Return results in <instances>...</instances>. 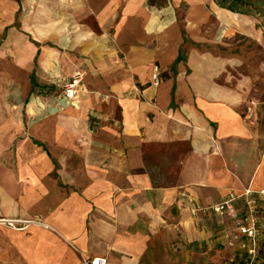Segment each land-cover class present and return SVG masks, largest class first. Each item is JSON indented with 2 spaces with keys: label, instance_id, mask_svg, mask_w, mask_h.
Returning <instances> with one entry per match:
<instances>
[{
  "label": "crops",
  "instance_id": "0c3cea01",
  "mask_svg": "<svg viewBox=\"0 0 264 264\" xmlns=\"http://www.w3.org/2000/svg\"><path fill=\"white\" fill-rule=\"evenodd\" d=\"M263 189L264 0H0V264H248L245 191L264 264Z\"/></svg>",
  "mask_w": 264,
  "mask_h": 264
},
{
  "label": "built area",
  "instance_id": "2783aa9c",
  "mask_svg": "<svg viewBox=\"0 0 264 264\" xmlns=\"http://www.w3.org/2000/svg\"><path fill=\"white\" fill-rule=\"evenodd\" d=\"M159 68L154 67L151 75V81L154 85L159 83ZM81 84V74L76 72L73 77L63 87V100L67 103L73 104L77 98V92ZM259 196L264 197V189L258 193ZM243 196L246 198L245 211L243 214H238L235 209V203L239 200V197L234 193H229L227 197L210 208L200 209L202 214L212 213L219 217L228 216L235 225V232L231 239H228L227 245L232 247L234 243L238 244V248L242 251L247 259L248 264H252L257 256V240L260 236V227L258 225L257 211L255 210L252 202L248 201L251 193L245 191ZM196 214V210L192 211V215ZM3 225L11 227L12 222L2 221ZM24 224V223H22ZM233 263V260H230ZM81 264H105L103 260L99 258H85L81 260Z\"/></svg>",
  "mask_w": 264,
  "mask_h": 264
},
{
  "label": "rangeland",
  "instance_id": "374dc122",
  "mask_svg": "<svg viewBox=\"0 0 264 264\" xmlns=\"http://www.w3.org/2000/svg\"><path fill=\"white\" fill-rule=\"evenodd\" d=\"M181 8H183V7H181ZM253 48V50H254V48L255 47H252ZM209 51H210V49H208ZM258 50V49H257ZM256 53V52H255ZM63 87H64V85L62 86V85H60V86H58V88H57V90H56V93H57V95L59 96L60 95V97H61V99L63 100V96H62V92H63ZM43 90H45V88H43ZM47 91H54V88L53 87H51L50 85L48 86V89H47ZM36 93L38 92H41V91H35ZM70 104V103H69Z\"/></svg>",
  "mask_w": 264,
  "mask_h": 264
},
{
  "label": "trees",
  "instance_id": "16d2710c",
  "mask_svg": "<svg viewBox=\"0 0 264 264\" xmlns=\"http://www.w3.org/2000/svg\"><path fill=\"white\" fill-rule=\"evenodd\" d=\"M38 86H37V84L36 83H33V89L34 88H37Z\"/></svg>",
  "mask_w": 264,
  "mask_h": 264
},
{
  "label": "bare ground",
  "instance_id": "6f19581e",
  "mask_svg": "<svg viewBox=\"0 0 264 264\" xmlns=\"http://www.w3.org/2000/svg\"><path fill=\"white\" fill-rule=\"evenodd\" d=\"M128 253V252H127ZM130 254H131V252H130ZM132 256V255H131ZM133 257V256H132Z\"/></svg>",
  "mask_w": 264,
  "mask_h": 264
}]
</instances>
